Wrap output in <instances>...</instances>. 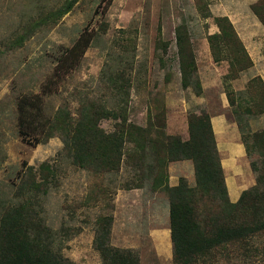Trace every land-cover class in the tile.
Segmentation results:
<instances>
[{
  "label": "rangeland",
  "instance_id": "1",
  "mask_svg": "<svg viewBox=\"0 0 264 264\" xmlns=\"http://www.w3.org/2000/svg\"><path fill=\"white\" fill-rule=\"evenodd\" d=\"M66 1L0 0V210L30 196L36 219L55 233L60 254L73 264H100L92 248L100 216L111 217L110 245L133 249L138 264H173L167 194L152 188L151 175L142 179L137 153L123 155L116 171L80 169L62 150L57 133L44 135L39 143L18 134L17 99L38 97L46 119L59 108L72 116L83 100L101 101L135 125L151 123L150 135L160 129L181 139L188 137L190 116L222 114L231 123L223 137L250 146L238 166L244 177L241 189H226L234 202L230 193L238 190L239 195L264 173V157L252 148L264 150V0H75L56 21L42 24L12 47L30 20ZM221 16L247 56L254 53L241 71L235 56L217 52L223 46L206 53L207 32L216 33L215 18ZM178 32L181 52L187 59L192 56L195 65L185 87L178 69ZM212 50L218 61L210 60ZM110 79H116V86ZM115 121L101 119L98 128L111 131ZM171 162L166 181L169 174L176 181L182 175L193 186L192 164L183 160L178 168ZM41 163L48 165L47 172H40ZM28 173L35 182L44 174L48 182L38 189L25 186ZM208 203L215 208L213 201L200 199L199 210ZM196 264H264V235L218 247Z\"/></svg>",
  "mask_w": 264,
  "mask_h": 264
},
{
  "label": "trees",
  "instance_id": "2",
  "mask_svg": "<svg viewBox=\"0 0 264 264\" xmlns=\"http://www.w3.org/2000/svg\"><path fill=\"white\" fill-rule=\"evenodd\" d=\"M74 2L75 0H68L45 15L30 20L12 40V47L21 45L42 24L56 21ZM215 24L218 32L207 36L210 51L213 46H223L217 52H223L225 56L227 51L226 55L235 56L233 60L239 65L238 70L248 67L249 58L227 18L216 17ZM179 42L178 32V69L181 84L185 87V78L195 70V65L192 56L188 59L184 57ZM211 53L212 59L218 61L213 50ZM242 60L246 64H241ZM234 63L230 65L233 66ZM256 79L260 82L259 78ZM110 82L116 86V79H110ZM39 104L38 97L22 95L17 99L18 134L26 141L39 143L43 138L57 133L62 142V150L76 167L93 173L116 171L123 155L131 158L137 153L136 158L140 162V168L137 169H141L142 179L151 175L152 188L163 190L167 194L173 264H196L218 247L229 243L244 244L253 236L264 235V173L256 176L255 185L242 190L234 202L228 200L207 115L190 116L187 122L188 137L181 139L177 135L164 134L160 129H153L150 135L151 123L147 127L135 125L119 115V110L108 108L101 101L83 100L72 116L59 108L56 114L47 119L42 117ZM108 118L116 120L114 128L108 132L99 129V121ZM242 143L246 155H249L250 146L247 142ZM127 144H131L135 152ZM259 146L256 148L253 144L251 147L260 157H264V150L259 151ZM178 160L191 161L193 186H188L183 177L178 178L173 186L167 184V163ZM134 164L135 161L133 166ZM262 165L264 167V160ZM250 167L253 171L258 170L254 162H250ZM39 168L43 173L49 167L46 163H41ZM29 173L23 180L25 186L31 185L38 189L48 182L44 174L39 182L30 180ZM28 197L30 196L16 205H7L0 210V264H73L60 254L55 233L48 225L36 219L37 212L29 206ZM200 199L213 201L215 208L208 203L199 210ZM202 212L204 216L200 220ZM110 220V216H100L92 238V248L98 253L100 264H138V257L133 249L110 245Z\"/></svg>",
  "mask_w": 264,
  "mask_h": 264
},
{
  "label": "crops",
  "instance_id": "3",
  "mask_svg": "<svg viewBox=\"0 0 264 264\" xmlns=\"http://www.w3.org/2000/svg\"><path fill=\"white\" fill-rule=\"evenodd\" d=\"M217 32H218V29H216V33ZM207 33L212 34V31L207 32ZM207 45L208 44L206 41L205 50H206V53L208 54L209 46ZM209 57H210V60L212 61L213 59L210 56V54H209ZM248 57L250 58V60L253 61L254 53L252 54L248 53ZM211 83L215 84V80H212ZM201 89H202V93H204L203 87ZM208 118L210 121L211 129H212V133H213V137H214V141L216 145V151H217V155L219 158L222 174L224 177L225 187L226 189H241V185L244 183V177H241V175L239 174L241 170L238 166H240L243 161L242 157H245L246 155L244 145L240 142H236L233 139L234 138L233 136H229L228 138L223 137L225 136L224 131L227 128H231V123L228 124L222 114L209 115ZM185 161L189 166H191L190 160H185ZM173 162L179 164L178 168H180V166H184L183 160L172 161L171 163ZM170 166L168 167V169H170ZM170 175L171 174L168 175L167 183L169 186H173L176 184L177 181H176V178L174 180L170 179ZM178 177H184V176L180 175ZM230 194H231L230 196L232 197L231 199L235 200V198L237 199L238 197V190Z\"/></svg>",
  "mask_w": 264,
  "mask_h": 264
}]
</instances>
